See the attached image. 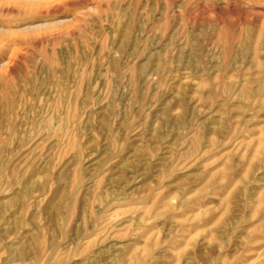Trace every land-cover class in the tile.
Instances as JSON below:
<instances>
[{"label": "rangeland", "instance_id": "rangeland-1", "mask_svg": "<svg viewBox=\"0 0 264 264\" xmlns=\"http://www.w3.org/2000/svg\"><path fill=\"white\" fill-rule=\"evenodd\" d=\"M264 0H0V264H260Z\"/></svg>", "mask_w": 264, "mask_h": 264}, {"label": "bare ground", "instance_id": "bare-ground-1", "mask_svg": "<svg viewBox=\"0 0 264 264\" xmlns=\"http://www.w3.org/2000/svg\"><path fill=\"white\" fill-rule=\"evenodd\" d=\"M260 264H264V260H262V261L260 262Z\"/></svg>", "mask_w": 264, "mask_h": 264}]
</instances>
